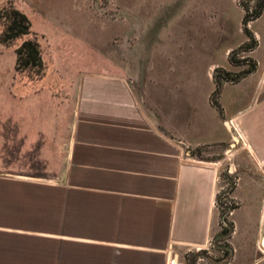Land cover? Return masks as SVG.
<instances>
[{"label": "crops", "instance_id": "0c3cea01", "mask_svg": "<svg viewBox=\"0 0 264 264\" xmlns=\"http://www.w3.org/2000/svg\"><path fill=\"white\" fill-rule=\"evenodd\" d=\"M263 13L246 23L254 69L221 86L220 114L205 92L199 122L192 105L182 126L126 77L84 72L64 124L16 126L26 157L0 171V264H172L175 249L204 247L220 230L216 197L228 177L232 257L254 252L264 237ZM244 79L242 104L224 110L223 89ZM200 146L221 157H195Z\"/></svg>", "mask_w": 264, "mask_h": 264}, {"label": "rangeland", "instance_id": "374dc122", "mask_svg": "<svg viewBox=\"0 0 264 264\" xmlns=\"http://www.w3.org/2000/svg\"><path fill=\"white\" fill-rule=\"evenodd\" d=\"M4 1L0 0V6ZM12 1L30 21L28 37L33 36L39 44L43 75L36 78L15 70L14 49L24 37L0 43V171L24 168L23 146L18 154L17 145L18 140L22 144L27 137L24 130L14 131L16 126H55L67 121L79 74L126 77L143 97L157 101L160 109L169 107L173 120L183 126L192 105L199 122L206 109L205 92L209 101L215 97L214 68L234 77L248 68L247 59H251L249 50L237 49L248 42L241 33V13L234 0H173L165 6L156 0ZM236 1L246 4L248 11L254 2ZM263 22L264 13L255 26L263 27ZM260 37L263 47V34ZM226 48H230L227 53ZM229 52L233 61L241 63H230ZM221 73L217 71L215 76L221 86L233 83L219 80ZM248 82L244 79L223 89L224 110L229 112L233 103L242 104L241 93ZM218 149L200 146L191 153L197 158L215 159L221 157ZM20 156L21 160L17 159ZM48 162L54 166L53 155H49ZM231 182L228 177L216 197L217 208L225 218L220 225L224 229L230 222L227 189ZM230 232L222 236L214 233L204 247L175 249L172 264H264V246L260 242L255 243L254 252L239 249L232 257L227 242ZM247 246L251 247V243Z\"/></svg>", "mask_w": 264, "mask_h": 264}, {"label": "trees", "instance_id": "16d2710c", "mask_svg": "<svg viewBox=\"0 0 264 264\" xmlns=\"http://www.w3.org/2000/svg\"><path fill=\"white\" fill-rule=\"evenodd\" d=\"M12 0H5L4 5L0 6V43L8 44L13 40L20 39L24 37L20 43L15 47L14 54V68L17 71H25L30 73L36 78H39L43 75V64L40 58V49L37 40L28 34H31L30 30V21L25 13L19 10L14 4ZM243 10L241 24H242V32L245 36V39L248 43H242L238 45L237 49L244 51L250 50L255 47L256 40L251 34V32L246 28V23L249 20L255 19L261 12L264 6V0H254L253 6L248 11V6L246 4H239ZM231 52V51H230ZM230 52L228 55V61L232 64L241 63L240 60L233 61L230 56ZM249 61V66L246 70L241 71L234 75V77H229L228 72L224 71L221 68L213 69V83L214 89L213 94L215 97L210 98L211 105L216 109V111L220 114L221 108L217 102V96L221 87V81L215 80L216 72H222L219 80L223 81H237L241 76L251 72L254 69L255 63L252 59H247ZM232 206H228L230 209ZM221 223L225 221L224 215L222 211H219ZM232 225L229 222L226 229L220 228L216 236H222L227 232L231 231Z\"/></svg>", "mask_w": 264, "mask_h": 264}, {"label": "bare ground", "instance_id": "6f19581e", "mask_svg": "<svg viewBox=\"0 0 264 264\" xmlns=\"http://www.w3.org/2000/svg\"><path fill=\"white\" fill-rule=\"evenodd\" d=\"M260 229H261V231L264 232V212H263V215H262V218H261ZM259 242H260V245L264 246V237H261L259 239Z\"/></svg>", "mask_w": 264, "mask_h": 264}]
</instances>
